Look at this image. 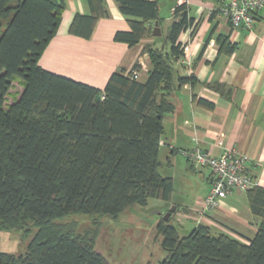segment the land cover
I'll return each instance as SVG.
<instances>
[{
    "label": "trees",
    "instance_id": "obj_1",
    "mask_svg": "<svg viewBox=\"0 0 264 264\" xmlns=\"http://www.w3.org/2000/svg\"><path fill=\"white\" fill-rule=\"evenodd\" d=\"M89 2L91 13H78L69 30L86 40L109 15L105 0ZM115 2L131 28L118 31L116 41L134 47L155 38L154 23L163 24L158 0ZM65 9L64 0H0V221L5 230H22L24 239L36 229L24 254L0 252V264H110L92 235L61 221L118 218L149 199L173 202L174 179L161 173V138L166 116L175 111L173 92L199 83L194 73L181 76L176 69L188 45L180 37L197 25L189 5L175 7L165 45L144 47L147 79L133 77L141 70L136 64L114 72L104 90L39 64ZM219 42L223 51L234 50L228 39ZM15 83L22 90L12 93ZM247 198L260 219L248 243L202 223L182 236L173 221L185 209L177 206L169 220L162 214L156 229L168 255L161 264H264V187L249 189Z\"/></svg>",
    "mask_w": 264,
    "mask_h": 264
},
{
    "label": "crops",
    "instance_id": "obj_2",
    "mask_svg": "<svg viewBox=\"0 0 264 264\" xmlns=\"http://www.w3.org/2000/svg\"><path fill=\"white\" fill-rule=\"evenodd\" d=\"M64 1L66 9L59 30L39 62L43 69L102 90L114 72L129 71L136 64L141 66L139 80L147 79L150 59L143 49L150 44L160 48L156 37L146 38L134 47L116 41L118 31L131 28L115 0H105L109 15L98 21L91 39L71 35L74 17L78 13H91V5L89 0ZM222 7L223 0H191L189 4V15L197 25L194 33L185 31L180 37V41L188 43V51L176 63V69L181 76L194 73L199 83L187 84L171 95L175 111L164 121L161 156L167 158L168 165L180 166L188 179V175L194 176L195 167L183 152L199 146L220 157L224 149L218 143L223 141L226 147L235 148L250 158L251 173L258 185L264 187V10L257 14L252 31H235L222 13ZM173 20L172 14L171 23ZM220 37L228 39L234 47L231 53L221 49ZM188 59L191 66L186 63ZM217 84L223 88L211 87ZM201 99L212 103L214 108L200 105ZM203 175L204 191L190 205L173 200L165 212L179 206L181 211L185 209L184 212L193 215L211 190V172ZM172 177L175 182L176 177ZM180 213L175 216L180 221L183 218L196 222L195 226L201 221L214 234L235 235L247 243L256 235L260 223L251 213L247 192L242 191L221 200L217 209L199 221L180 217Z\"/></svg>",
    "mask_w": 264,
    "mask_h": 264
},
{
    "label": "rangeland",
    "instance_id": "obj_3",
    "mask_svg": "<svg viewBox=\"0 0 264 264\" xmlns=\"http://www.w3.org/2000/svg\"><path fill=\"white\" fill-rule=\"evenodd\" d=\"M158 3L159 15L163 24L161 27L162 34L156 37V40L162 47L166 44L173 9L178 2L177 0H158ZM14 85L15 89H12V93L22 90L17 83ZM161 159L164 161L161 173L164 176L176 177L173 200L184 201L190 205L198 193L204 191L203 183H206V179H204L203 174H210V169L200 170L195 167V171H192L194 176L188 175V180L184 177V172L180 166L177 165L176 168L173 166V168L168 165L164 155L161 156ZM195 203L197 204V202ZM168 204L163 200L149 199L147 206H133L118 218L99 215H74L61 222L70 224L79 233L92 235L95 238L96 250L102 253L110 264H161L168 253L162 247V237L158 236L156 226L160 219V213L166 211ZM197 210L194 211L195 218L198 217ZM255 218L257 222L260 221L258 217ZM181 219L182 221L175 218L173 224L180 234L185 236L191 233L196 222ZM92 231L94 234L91 233ZM35 233L36 229L33 228L28 237L24 239L22 230H5L0 221V252L15 255L24 254Z\"/></svg>",
    "mask_w": 264,
    "mask_h": 264
},
{
    "label": "built area",
    "instance_id": "obj_4",
    "mask_svg": "<svg viewBox=\"0 0 264 264\" xmlns=\"http://www.w3.org/2000/svg\"><path fill=\"white\" fill-rule=\"evenodd\" d=\"M223 1L222 13L235 31L241 29L252 31L256 23L257 14L264 10V0ZM177 2V6L189 5L191 0H177ZM174 11L175 8L173 9ZM191 31L192 28H189L186 32L191 33ZM186 51H188V45L185 49ZM186 63L191 66L189 59ZM140 71L133 72V77L136 80L140 78ZM218 144L224 149L220 157L212 156L199 146H196L191 151L183 152L194 163L196 168L200 170L208 168L211 170L212 187L208 196L200 203V208L197 210V218H195V213L189 215L186 212H181L178 216L199 221L209 211L218 208L221 200L232 196L237 191L247 192L258 185L249 167L250 158L235 148L226 147L223 141H219Z\"/></svg>",
    "mask_w": 264,
    "mask_h": 264
},
{
    "label": "water",
    "instance_id": "obj_5",
    "mask_svg": "<svg viewBox=\"0 0 264 264\" xmlns=\"http://www.w3.org/2000/svg\"><path fill=\"white\" fill-rule=\"evenodd\" d=\"M153 34H154L155 37L161 36L162 33H161V29L159 27V22L155 23V29H154V33ZM175 210H176V206H173L170 209V211L164 216V219L165 220H169L171 214H173L175 212Z\"/></svg>",
    "mask_w": 264,
    "mask_h": 264
}]
</instances>
